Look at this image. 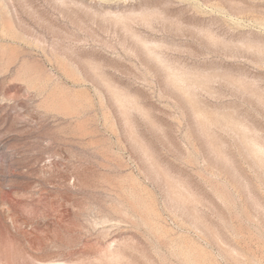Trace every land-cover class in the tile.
Instances as JSON below:
<instances>
[{
    "label": "rangeland",
    "instance_id": "rangeland-1",
    "mask_svg": "<svg viewBox=\"0 0 264 264\" xmlns=\"http://www.w3.org/2000/svg\"><path fill=\"white\" fill-rule=\"evenodd\" d=\"M260 19L0 0V264H264Z\"/></svg>",
    "mask_w": 264,
    "mask_h": 264
},
{
    "label": "bare ground",
    "instance_id": "bare-ground-1",
    "mask_svg": "<svg viewBox=\"0 0 264 264\" xmlns=\"http://www.w3.org/2000/svg\"><path fill=\"white\" fill-rule=\"evenodd\" d=\"M260 21H261V19H260ZM263 21H264V20H263ZM263 21H261V22H263ZM262 25L264 26L263 23H262ZM206 31H207V30H205V33H206ZM208 32H209V30H208ZM205 33H204V34H205ZM207 34H208V33H207ZM209 34H210V33H209ZM213 35H214V34H213ZM209 37H210V36H209ZM213 37H214V36H213ZM213 37H211V38H213ZM247 39H248V38H247ZM249 39H250V38H249ZM213 40H214V39H213ZM245 40H246V39H245ZM256 41H258V40H256ZM260 41H261V40H260ZM245 42H247V40H246ZM249 42H251V41H249ZM243 43H244V42H243ZM254 43H255V42H254ZM254 43H253V44H254ZM261 43H262V42H261ZM261 43H260V45H261ZM256 44H257V43H256ZM145 45H146V44H145ZM246 45H247V44H246ZM262 45H264V44L262 43ZM147 46H148V45H147ZM147 46H146V47H147ZM248 47H249V46H248ZM262 48H263V47H262ZM148 49L151 50L150 47H149ZM148 49H147V50H148ZM258 49H260V48H258ZM148 51H149V50H148ZM153 52L155 53V51H152V53H153ZM149 53H150L151 55H153V54L151 53V51H150ZM149 53H148V55H149ZM154 55H155V54H154ZM156 55H158V54H156ZM158 56H159V55H158ZM158 56H157V57H158ZM155 59H156V58H155ZM159 59H160V56H159ZM159 59L157 58V60H159ZM161 63H163V61H162ZM163 64H164V63H163ZM164 67H165L167 70H169V68H170V67H168V66H167V67L164 66ZM171 68H172V67H171ZM170 70H172V69H170ZM170 70H169V71H170ZM173 70H174V69H173ZM173 70H172V72H171V71H170V72L168 71V72H169V76H168V77L171 76V75H170L171 73H172V75H174V74L176 73L175 76H177V75L179 76V74H177V71H176V70H175L176 72L174 71V74H173ZM178 73H180V72L178 71ZM181 74H182V73H181ZM202 75H203V74H202ZM181 76L184 77L183 75H181ZM203 76H204V75H203ZM179 77H180V76H179ZM179 77H178V79L175 78V79H177V80H176V84L178 83V82H177L178 80L182 79V77H181L180 79H179ZM201 77H202V76H201ZM196 78H197V77H196ZM203 78H205V77H203ZM206 78H207V77H206ZM175 79H174V80H175ZM172 80H173V78H172V79L170 78V81H172ZM198 80H199V79H198ZM180 81H181V80H180ZM182 81L184 82V80H182ZM199 81H200L201 84H205V83H204V79H203V83L201 82V80H199ZM172 82L174 83V81H172ZM183 82H182V83H183ZM195 83H196V82H195ZM107 84H108V83H107ZM179 84L181 85V83H179ZM193 85H194V84H193ZM111 86H112V85H111ZM191 86H192V85H191ZM196 86H197V85H196ZM108 87H109V86H108ZM176 87H177V86H176ZM181 87H183V86L181 85ZM184 87H186V86L184 85ZM188 87H189V86H188ZM113 88H115V87H113ZM186 89H187V87H186ZM113 90H114V89H113ZM118 90H119V89H118ZM114 91H115V90H114ZM114 91H113V93H114ZM182 91H183V89H182ZM183 92H185V90H184ZM116 93H117V91H116ZM119 93L121 94V92H119ZM119 93H118L117 96H120ZM186 93H187V92H186ZM192 93H193V92H192ZM192 93H191V95H193ZM187 94H189V93H187ZM113 95H114V94H113ZM115 97H116V96H115ZM120 97L122 98V95H121ZM186 97H187V95H186ZM191 97H192V96H191ZM191 97H190V99H191ZM124 99H126V98H124ZM194 99H195V98H194ZM120 100H122V99H120ZM120 100H118V101L120 102ZM126 100H127V99H126ZM191 100H192V104H193V99H191ZM123 102L125 103V101H123ZM127 102H128V101H127ZM119 104H121V103H119ZM194 105H196V103H194ZM225 119H226V118H225ZM230 119H231V118H230ZM216 120H217V119H216ZM226 120H227V119H226ZM232 120H233V119H232ZM224 121H225V120H224ZM228 125H229V124H228ZM235 125H236V124H235ZM248 142H249V141L247 140V143H248ZM251 142H252V141H250L249 146H250ZM254 143H255V142H254ZM254 143L251 144V145H254ZM256 145H257V144H255V146H256ZM255 146H254V150H255V151L252 149L253 146H252V148H251V146H250V148H251V150H253V152H257V151H256L257 148L255 149ZM257 147H259V146L257 145ZM258 149H259V148H258ZM259 151L261 152V148H260ZM255 154L258 155V152L255 153ZM260 159H263V158L260 157ZM263 160H264V159H263ZM2 161H3V160H2ZM263 163H264V161H263ZM0 175H1V174H0ZM0 179H1V178H0ZM225 194H226V193H225ZM134 196H135V195H134ZM139 204H140V203H139ZM5 205H6V204H5ZM3 206H4V205H3ZM5 209H6V208H5ZM17 215H18V214H17ZM152 224H153V223H152ZM157 227H158V226H157ZM189 254H190V252H189ZM185 255H186V254H185ZM204 255H205V254H204ZM186 256H187V255H186ZM187 257H188V256H187ZM191 257H192V256H191ZM204 258H205V257H204ZM185 259H187V258L185 257ZM190 259H191V258H190ZM194 259H195V258H194ZM209 260H210V259H209ZM192 261H193V259H192ZM194 262H195V264H197L196 261H194Z\"/></svg>",
    "mask_w": 264,
    "mask_h": 264
}]
</instances>
